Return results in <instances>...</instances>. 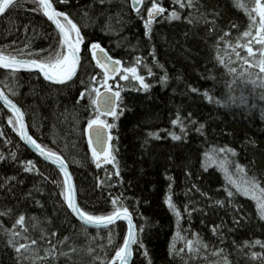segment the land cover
<instances>
[{
  "label": "trees",
  "instance_id": "trees-1",
  "mask_svg": "<svg viewBox=\"0 0 264 264\" xmlns=\"http://www.w3.org/2000/svg\"><path fill=\"white\" fill-rule=\"evenodd\" d=\"M53 2L57 10L69 13L82 29L83 67L73 81L61 86L47 84L35 72H18L13 76L0 69V88L24 113L33 139L65 158L80 207L92 214H107L112 210L113 198H119L128 207L137 225L139 241L144 245L143 248L139 243L133 245L131 264H222L223 258L213 255L220 249L230 264H264V261L249 259L251 252L264 254V249L243 247L245 242L257 239L264 242V221L258 218L255 203L237 194L233 206L228 207L224 188L231 186L227 185L224 174L215 165L207 171L203 167L205 153L231 148L236 155L228 154L233 162L230 170L234 173V164L238 163L264 183L261 92L239 82L230 91L225 81L231 77L215 60V40L229 30L230 24L238 26L231 28V36L226 38L233 43L247 29L249 20L244 10L236 7L234 0H196L200 12L219 13L216 17L207 16L209 21L215 19L217 25V31L209 33L210 25L199 19L196 9H180L174 0H158L166 11L156 17L149 38L145 36L143 24L151 0H145L140 15L133 11L129 0H111L105 4L98 0ZM34 7L30 0H19L0 17V51L18 55L23 50L47 56L58 48L55 28L42 14L31 11ZM173 10L178 11L181 19H166ZM117 17L121 22H117ZM190 19L195 22L190 23ZM109 22L111 30L104 27ZM93 42L100 43L109 55L126 66L134 65L136 57H140L142 64L138 65V71L150 84L149 90L144 91L132 80L122 81L117 76L110 81L123 89V114L116 121L106 118L116 124L111 143L119 176L112 165L101 164L97 168L93 162L84 133L93 110L87 96L76 103L79 93L90 84L91 76L102 79L88 50ZM22 58L32 57L25 54ZM232 58L235 59L234 54ZM233 66L240 67L239 63ZM148 68L152 75L148 74ZM165 74L167 82L161 83ZM190 88L198 89L199 93L191 92ZM205 91L212 96L211 102L203 96ZM10 115L0 104V157H3L0 159V211L11 210L8 215L0 216V264H21L18 254L8 244L9 239L20 243L36 239L40 256L55 246L46 260H36L35 264H100L101 259L114 255L126 234L125 224L111 226L113 243L109 245L107 229H85L77 222L60 195L61 174L36 158L22 143L7 123ZM177 115L183 121V133L179 125H172ZM200 125L204 127L198 132ZM171 133L180 135L181 139L173 140ZM12 153H16L15 159ZM29 160L36 168L25 172L23 163ZM169 195L181 213L179 218L165 203ZM217 200H224L225 206L217 205ZM21 214L26 217L28 231L13 238L6 230L13 228ZM241 216L246 219L240 220L237 226L234 217ZM53 232L57 235L52 236ZM177 232L187 239L198 236L208 245L207 249L193 254L185 249L181 253L179 249L184 244L177 242V252L171 253L170 245ZM24 236L27 239H22ZM64 237L68 240L61 245L59 241ZM69 246L75 247L76 252L71 256L61 255ZM89 247L95 250L91 255ZM22 264L32 262L23 260Z\"/></svg>",
  "mask_w": 264,
  "mask_h": 264
},
{
  "label": "snow or ice",
  "instance_id": "snow-or-ice-1",
  "mask_svg": "<svg viewBox=\"0 0 264 264\" xmlns=\"http://www.w3.org/2000/svg\"><path fill=\"white\" fill-rule=\"evenodd\" d=\"M16 2L17 0H0V14H4L6 9H9ZM30 2L36 6L31 9V11L42 14L54 25L58 35V48L50 52L47 56H40L39 53L34 54L31 51L25 53L23 50H20L18 55H10L0 51V69L8 71L13 76L22 70L30 73L36 72L43 77L44 81L50 82L53 85H67L68 82L73 81L74 77L77 76L78 69L83 67V57L81 53L82 45L85 43V37L82 35V29L78 23L71 18L69 13L57 10L53 0H30ZM67 2L68 0H60L62 4H66ZM98 2L100 4H105L111 3V0H98ZM174 3L179 5L180 9H196L197 13H199V19H203L206 24L210 25L208 32L215 33L217 31L216 20L213 19L209 21L207 16L212 15L216 17L219 13L215 11L212 13L200 12L196 0H174ZM234 3L236 7L244 10L248 17L249 24L247 29L236 37L234 43L231 39L226 38L231 36V28H238V26L233 23L229 25L228 31H223V35L215 40V46H217L215 60L221 67L226 69L227 74L231 77L230 80L225 81L230 91L234 90V85H236L237 82L245 86L252 85L253 88L260 90V99L264 100V0H247L246 3H241L240 0H234ZM131 5L133 11L140 15L142 7L145 6V0H131ZM165 11V8L160 6L158 0H151L150 6L146 7V19L141 17L144 19L143 26L145 29V36L150 38L152 25L156 17L164 14ZM116 19L117 22H121L119 17ZM166 19L169 21L179 20L181 16L178 11L173 10L168 13ZM189 22L192 23L195 21L190 19ZM104 27L107 30H111V22L106 23ZM219 45H223V48L218 47ZM238 49L242 50L246 55H242L241 51H238ZM88 50L91 53L92 61L95 62V67L99 69L102 74V79L98 80L97 76H91L90 84L85 87L84 91L79 93V98L76 103L79 104L87 96L89 107L93 110V115L87 120V126L84 129V133L88 138V149L91 152L93 162L96 164L97 168H100L101 164L112 165V167L117 170L116 175L119 176V165L111 143L114 139L111 132L112 129L116 127V124L110 123L106 118L111 117L112 121H116L119 119L120 115L123 114V97L121 95L123 89L119 84L114 86L110 81L116 80L117 76L122 81L132 80L138 83L139 88L144 91L149 90L150 84L145 82L143 75L138 71V65L142 64L140 57H136V63L134 65L126 66L120 59H114L109 55L98 42L91 43ZM228 50H230V53ZM222 52L224 54H221ZM25 54L32 58H22ZM233 54L235 59L232 58ZM152 55L155 57L154 52ZM153 62H156L155 59ZM237 63L240 65L239 69L233 66ZM148 74L152 75L151 68H148ZM211 78L215 79V77ZM166 82L167 75L165 74V76L161 77V83ZM83 83L84 81L82 80L81 84ZM97 84L99 86H97ZM189 90L194 93H199V90L196 88H190ZM203 96L211 102L212 96L207 91L203 93ZM243 100L244 97L241 96V101ZM0 101H2L3 105L8 109V112L11 113L7 119V123L12 130L25 144L35 149L36 153L45 161H48L58 168L63 177L62 184H58V186L61 187L60 195L66 203L67 208L70 209L72 214L81 222L85 229L88 227H94L97 230L107 229L109 232L108 244L111 245L113 243V227L111 226L118 227L117 221H125L127 223V232L123 236L122 244L115 248L114 255L106 260L101 259L100 264H129L133 255L132 246L139 243L140 248H143L144 245L139 241L137 225L133 223V216L128 207L123 205L119 198H113L111 200L112 210L107 214L96 215L81 208L77 202V189L72 183V177L69 174L65 158L62 157L61 154L41 145L28 134L24 113L3 91H0ZM217 103H219V101H217ZM87 110L86 108V111ZM190 116L191 113H189V117ZM192 123L195 124L196 121L193 120ZM172 125H179L181 133L185 131L180 115H177L176 119L172 120ZM203 127V125H200L196 130L200 132ZM171 137L173 140L181 139V136L175 133H171ZM213 153L214 154L205 153L203 167L205 171H207L208 167L215 165L224 174L227 185L231 186V188H224V191L227 193L228 207L233 206V199L237 194L242 195L255 203L258 218L264 221V183L261 182L257 175H249L246 169L238 163L234 164V173L230 170V165H232L233 162L228 158V154L230 153L232 156L236 155L235 151L231 148L222 147L213 149ZM11 155L13 159L16 158V153H12ZM0 159H3V157H0ZM35 168L36 165L31 160L23 163L25 172H31ZM168 179H171V177H168ZM45 180H48L47 176H45ZM53 183L57 182L53 181ZM193 187H195V185H193ZM169 189H171V185H169ZM231 189H235V191ZM202 195L204 194L202 193ZM165 203L174 215L179 218L181 213L174 205L171 195L167 196ZM215 203L224 207L226 202L224 200H217ZM236 210L239 211L238 208ZM10 211V209L8 212L0 211V216L8 215ZM185 211H188L187 208ZM242 219L246 218L243 216L239 219L234 217L233 222L239 226L240 220ZM25 221L26 217L23 214L19 215L14 222L13 228L6 231H8L13 238L21 237V233H27L28 231ZM139 231H143L142 226L139 228ZM213 234H217L216 228L213 229ZM41 235L43 236V233H41ZM51 235L56 236L57 233L53 232ZM193 235L196 236V234ZM22 239H27V237L24 236ZM67 240L68 237H64L59 243L63 245ZM177 242H182L184 244V247L179 249L181 253L185 252V249L188 254L198 253L201 249L206 250L208 247L198 236H196L195 239H187L177 232L170 245L171 253L177 252ZM49 243H51V241H49ZM8 244L13 247L14 251L18 254V260H21V264L23 260H31L32 264H35L36 260L44 261L55 249V246H53L52 250H48L43 256H40L35 247L38 244L36 239H31L30 243H20L14 239H9ZM256 246L264 249V242L257 239L251 243L245 242L243 245V247L247 248H254ZM94 251L93 248L89 247V255ZM75 252L76 248L69 246L67 252H60V254L71 256V254ZM144 255H148L146 251ZM213 255L221 256L223 258L222 264H230L228 256L224 255L222 249L214 252ZM249 259L253 261H264V254L251 252L249 254Z\"/></svg>",
  "mask_w": 264,
  "mask_h": 264
},
{
  "label": "water",
  "instance_id": "water-1",
  "mask_svg": "<svg viewBox=\"0 0 264 264\" xmlns=\"http://www.w3.org/2000/svg\"><path fill=\"white\" fill-rule=\"evenodd\" d=\"M17 1H19V0H17ZM130 1V5H131V0H129ZM131 7H132V5H131ZM6 11H7V9H6ZM5 11V12H6ZM3 14H0V17L2 16ZM53 27H54V25H52ZM1 70H4V69H1ZM79 70V69H78ZM20 72H26V71H20ZM36 73V72H35ZM78 73V72H77ZM38 74V73H37ZM40 77H41V79L44 81V79H43V77L40 75V74H38ZM75 78V77H74ZM44 82H46L47 84H49V85H52V86H61V85H53V84H51L50 82H47V81H44ZM71 82V81H70ZM69 83V82H68ZM0 91H3L1 88H0ZM4 92V91H3ZM5 93V92H4ZM6 94V93H5ZM7 95V94H6ZM8 98L9 99H11L9 96H8ZM12 100V99H11ZM12 102L13 103H15L13 100H12ZM0 104L5 108V109H7L4 105H3V103H2V101H0ZM8 110V109H7ZM24 119H25V117H24ZM25 125H26V129H27V131H28V128H27V123H26V120H25ZM28 134H29V131H28ZM30 135V134H29ZM31 136V135H30ZM22 141V140H21ZM22 143L31 151V153L36 157V158H38V159H40L41 161H43V162H45L46 164H48V165H51L52 167H54L58 172H59V170H58V168L56 167V166H54V165H52V164H50L48 161H45L41 156H39L37 153H36V151H35V149H33L32 147H30V146H28L27 144H25L23 141H22ZM68 171H69V174L71 175V177H72V174H71V172H70V169H69V167H68ZM60 173V172H59ZM61 177H62V175H61ZM62 179H63V177H62ZM72 183L74 184V180H73V177H72ZM75 185V184H74ZM77 202H78V200H77ZM67 206V205H66ZM68 209V208H67ZM69 210V212L71 213V215L74 217V219L77 221V222H79L80 224H81V222L72 214V212L70 211V209H68ZM118 223H123V224H125V226H126V229H127V223L125 222V221H117V224ZM133 223L135 224V222H134V220H133ZM82 225V224H81ZM88 229H92V230H97L96 228H94V227H88ZM99 230H103V229H99ZM127 232V231H126ZM132 248H133V246H132ZM132 257H133V255H132ZM131 262H132V258H131V260H130V262H129V264H131Z\"/></svg>",
  "mask_w": 264,
  "mask_h": 264
},
{
  "label": "rangeland",
  "instance_id": "rangeland-1",
  "mask_svg": "<svg viewBox=\"0 0 264 264\" xmlns=\"http://www.w3.org/2000/svg\"><path fill=\"white\" fill-rule=\"evenodd\" d=\"M242 55H246V53H243ZM134 220V219H133Z\"/></svg>",
  "mask_w": 264,
  "mask_h": 264
},
{
  "label": "bare ground",
  "instance_id": "bare-ground-1",
  "mask_svg": "<svg viewBox=\"0 0 264 264\" xmlns=\"http://www.w3.org/2000/svg\"><path fill=\"white\" fill-rule=\"evenodd\" d=\"M40 77V76H39ZM41 78V77H40Z\"/></svg>",
  "mask_w": 264,
  "mask_h": 264
}]
</instances>
